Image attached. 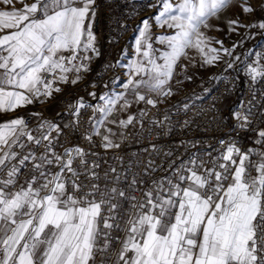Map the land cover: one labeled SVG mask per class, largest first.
Listing matches in <instances>:
<instances>
[{
    "label": "snow or ice",
    "instance_id": "6c2138e0",
    "mask_svg": "<svg viewBox=\"0 0 264 264\" xmlns=\"http://www.w3.org/2000/svg\"><path fill=\"white\" fill-rule=\"evenodd\" d=\"M258 12L264 0H0V264H264V50L243 49L264 36ZM229 13L228 32L245 36L226 46L208 30ZM105 14L110 44L136 22L131 51L104 66L120 73L48 117L101 56ZM220 64L243 66L248 86L226 138L128 150L171 133L161 106ZM201 90L196 100L215 89ZM190 100L171 108L186 116Z\"/></svg>",
    "mask_w": 264,
    "mask_h": 264
},
{
    "label": "built area",
    "instance_id": "2783aa9c",
    "mask_svg": "<svg viewBox=\"0 0 264 264\" xmlns=\"http://www.w3.org/2000/svg\"><path fill=\"white\" fill-rule=\"evenodd\" d=\"M107 2V0H105ZM124 3V0H121ZM136 23L135 21L129 23V31L126 34H122L118 44H110L108 42V37L112 33V29L115 28V24L112 20L107 18L105 14L98 26V31L102 30V35L100 39V50L101 56L95 58L91 65V72L88 73L84 80L77 85H64L63 93L56 94V98L47 102L45 115L48 117L55 116L57 112L63 113L69 103L75 101L78 97H85V99L91 100L88 97V93L95 91L97 94H102L107 91L104 88V84L110 83V80L114 75L118 74L117 69H106L104 66L110 62H114L118 57H120L121 49L126 48L127 45L125 41L129 43V37L133 34L131 25ZM264 50V49H263ZM262 51V50H261ZM225 65L220 64L215 67L213 74L220 79L215 81H209V76L202 71H196V77L194 82L185 81L183 85L178 86V94L170 98L169 101L162 105L163 110L172 111V122L173 131L167 135L164 134L162 130L153 131L151 136L140 137L138 144H133L129 146V151H134L140 147L147 145L149 143H155L158 148L167 150L169 148L175 149L179 145L181 140H203L207 143H214L219 139L226 138V133L229 131V127L232 124L229 109L235 108L238 101L242 98H247L248 96V86L245 79V71L243 66L237 69H230L228 72H224L223 69ZM97 73L100 75L98 76ZM95 83L96 87L93 88L92 84ZM201 84L204 88L215 89L212 91L210 96H207L203 101L196 100L195 95L205 96V93L201 90ZM174 88L177 87L175 84ZM226 87L228 90L226 91ZM195 93V95H193ZM186 95H192L193 100L189 103L195 101L196 108H193L186 116H177L175 114V109L171 108L172 104L178 103L182 99L186 98ZM215 101L216 107L213 108V102ZM95 103V101H93ZM45 105H35L29 106L30 111H39L44 108ZM198 110H202L203 114L196 116L195 113ZM215 115L216 122H212V118ZM223 116L225 119L223 121V126H220V117ZM182 120H194L188 128H182L179 126L177 121ZM67 123V120L63 121ZM183 151V149H180Z\"/></svg>",
    "mask_w": 264,
    "mask_h": 264
},
{
    "label": "rangeland",
    "instance_id": "374dc122",
    "mask_svg": "<svg viewBox=\"0 0 264 264\" xmlns=\"http://www.w3.org/2000/svg\"><path fill=\"white\" fill-rule=\"evenodd\" d=\"M252 2L256 5H259L260 0H252ZM19 7V5H18ZM258 15L261 18H264V12H258ZM229 18H235L234 14L229 13ZM228 20V19H227ZM247 23V21H246ZM218 27L214 26L208 30V34L213 39H223L225 41L226 46H230L233 43L241 41L242 37L245 36V31L241 29L238 34H232L228 32V24H217ZM219 29V31H217ZM259 37L261 35H257L255 30L252 31V38L244 40L243 49H251L253 52L261 51L264 49V38L259 42ZM243 49L238 48L237 51H243ZM215 67H208L207 70L203 68H198V70L202 71L206 75H212ZM217 75V74H216Z\"/></svg>",
    "mask_w": 264,
    "mask_h": 264
},
{
    "label": "crops",
    "instance_id": "0c3cea01",
    "mask_svg": "<svg viewBox=\"0 0 264 264\" xmlns=\"http://www.w3.org/2000/svg\"><path fill=\"white\" fill-rule=\"evenodd\" d=\"M228 16H229V14L226 15V16H222V17H220V18H218V19H214V20L212 21V24H213L214 28H215V26L218 27L217 24H220V23H222V24H226V23H227V19H229ZM263 38H264V36L259 37V42H260ZM131 43H132V42H131V40H130L129 43H128V45H127V48H128L129 51H131V48H130ZM248 51H251V49H249ZM251 52H253V51H251ZM117 70H119V71H118V74H119L121 70H120V69H117Z\"/></svg>",
    "mask_w": 264,
    "mask_h": 264
}]
</instances>
